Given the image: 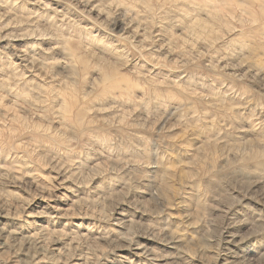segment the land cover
<instances>
[{
  "label": "rangeland",
  "instance_id": "obj_1",
  "mask_svg": "<svg viewBox=\"0 0 264 264\" xmlns=\"http://www.w3.org/2000/svg\"><path fill=\"white\" fill-rule=\"evenodd\" d=\"M40 226L49 264H264V0H0V264Z\"/></svg>",
  "mask_w": 264,
  "mask_h": 264
},
{
  "label": "bare ground",
  "instance_id": "obj_2",
  "mask_svg": "<svg viewBox=\"0 0 264 264\" xmlns=\"http://www.w3.org/2000/svg\"><path fill=\"white\" fill-rule=\"evenodd\" d=\"M63 209H64L63 207L57 206L55 208V211H57L59 213ZM60 215L62 217L63 214H60ZM117 215H119V216L116 217V219H117L116 224L121 228L125 227L129 221V219H127L126 216L123 215L122 213H117ZM39 228H40V232L44 229L43 226H40ZM40 234H42V232L39 234L38 233L26 234V239H28L26 243L31 245L33 242H35L34 244L36 245V250L34 252H32V254H30L28 251H24V250H29L28 248H25V249L23 248L24 250H22L20 253H18L19 257H18V255L15 256L16 259L14 261L15 262L14 264H49V262L46 260L45 255H43V253H42V255H40V251H45V249H46L43 247L42 235H40ZM226 234H227L226 238H227V244H228L227 252L224 255V257H222L221 259H219L217 261L216 264H238L236 261L232 260V257H234V255H235L236 245L238 244L237 240L235 238V234L231 233V232L230 233L228 232ZM50 245H51V247L48 248V250L55 251V250H58V248H59L58 247V245H59L58 241H53V242L51 241ZM147 245L142 244V243H128V245H126V246H128V248L131 249V253L133 255L132 256L133 261L135 259H139V260H143V261H149V260H152L154 258L151 249ZM126 246H124V247H126ZM0 249H1V245H0ZM38 250H40V251H38ZM23 252H25V253H23ZM88 261H89L88 257H85L84 255H81V254H78V255H75V256L69 258L66 262H64L62 264H89ZM131 261L129 262V264H131ZM157 261H159V260L157 259ZM125 262H126V260H125ZM160 264H162V262H160Z\"/></svg>",
  "mask_w": 264,
  "mask_h": 264
}]
</instances>
